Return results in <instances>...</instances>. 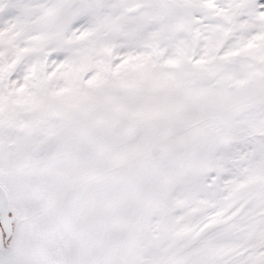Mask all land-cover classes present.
Listing matches in <instances>:
<instances>
[{
    "label": "snow or ice",
    "instance_id": "obj_1",
    "mask_svg": "<svg viewBox=\"0 0 264 264\" xmlns=\"http://www.w3.org/2000/svg\"><path fill=\"white\" fill-rule=\"evenodd\" d=\"M0 264H264V0H0Z\"/></svg>",
    "mask_w": 264,
    "mask_h": 264
}]
</instances>
